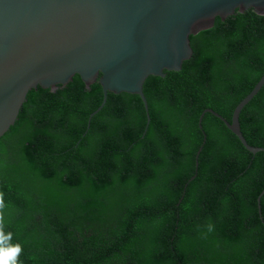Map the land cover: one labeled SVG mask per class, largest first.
Listing matches in <instances>:
<instances>
[{"label":"trees","instance_id":"obj_1","mask_svg":"<svg viewBox=\"0 0 264 264\" xmlns=\"http://www.w3.org/2000/svg\"><path fill=\"white\" fill-rule=\"evenodd\" d=\"M189 38L181 69L143 83L145 133L142 100L127 92L109 91L87 124L98 79L28 91L0 140L18 264H264V151L212 113L198 122L205 108L230 121L264 73V15L236 10ZM239 122L264 147V84Z\"/></svg>","mask_w":264,"mask_h":264},{"label":"water","instance_id":"obj_2","mask_svg":"<svg viewBox=\"0 0 264 264\" xmlns=\"http://www.w3.org/2000/svg\"><path fill=\"white\" fill-rule=\"evenodd\" d=\"M264 15V0H0V140L18 121L29 90L66 85L75 74L88 87L98 79L102 101L108 92L137 94L150 117L143 92L148 75L177 71L193 53L190 35L236 10ZM264 84V73L234 107L228 121L211 108L251 153L239 114ZM203 143L205 133H203ZM199 146L195 165H198ZM195 174L190 177L192 180ZM257 196L259 213L260 197Z\"/></svg>","mask_w":264,"mask_h":264},{"label":"clouds","instance_id":"obj_3","mask_svg":"<svg viewBox=\"0 0 264 264\" xmlns=\"http://www.w3.org/2000/svg\"><path fill=\"white\" fill-rule=\"evenodd\" d=\"M5 204L3 200V194L0 193V264H18V258L22 252L20 244L10 243L12 234L4 232V218L3 212ZM211 230V225H209Z\"/></svg>","mask_w":264,"mask_h":264}]
</instances>
